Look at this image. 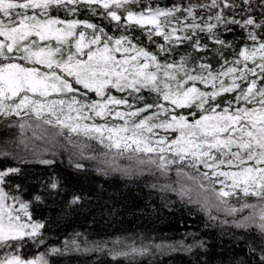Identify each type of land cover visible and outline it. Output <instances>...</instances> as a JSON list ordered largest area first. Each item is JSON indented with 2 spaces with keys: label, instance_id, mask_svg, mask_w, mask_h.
Segmentation results:
<instances>
[{
  "label": "snow or ice",
  "instance_id": "1",
  "mask_svg": "<svg viewBox=\"0 0 264 264\" xmlns=\"http://www.w3.org/2000/svg\"><path fill=\"white\" fill-rule=\"evenodd\" d=\"M61 11L72 17L81 12L99 16L121 35H109L104 26L89 20L52 15ZM81 26L91 30L87 41L85 31L77 33ZM236 27L245 41L238 53L237 40L224 38ZM137 28L149 42L161 37L164 43L157 44L155 52L147 50L132 35ZM202 34L212 47L202 43ZM185 43L205 55L169 59ZM208 52L220 61L215 70L207 62ZM113 89L127 95L118 98ZM145 89L156 94L153 103H147ZM89 92L99 99H89ZM225 94L233 98L222 106ZM12 117L20 120L10 127L32 131L31 137L20 140L25 152L36 150L35 140L51 139V126L55 136L67 131L65 139L82 158L97 157H85L89 145L74 142L73 136L96 140L107 150L103 155L111 156L104 162L115 171H133L131 166L121 168L120 158L137 167L155 166L162 174L177 165V175L211 193L215 207L223 206L229 215L250 209L233 223L244 229L254 226L264 237V0H201L164 8L153 7L150 0H0V118ZM184 165L196 175L185 172ZM20 174L18 167L0 169V247L15 250L5 253L0 264H48L43 254L28 260L16 254L26 239L36 241L43 227L31 221L30 202L6 191ZM50 187L57 188L58 181ZM191 191L182 186L180 194L191 202ZM240 194L255 197L257 203L231 205L229 198ZM9 199L14 203H6ZM207 205L205 197L202 207ZM128 247L113 250L114 258L147 251ZM260 262L264 264V249Z\"/></svg>",
  "mask_w": 264,
  "mask_h": 264
},
{
  "label": "trees",
  "instance_id": "2",
  "mask_svg": "<svg viewBox=\"0 0 264 264\" xmlns=\"http://www.w3.org/2000/svg\"><path fill=\"white\" fill-rule=\"evenodd\" d=\"M150 2L153 7L164 8L174 3H198L201 0ZM52 15L64 20H89L104 26L109 35H121L106 20L88 12H81L77 17L69 16L63 11L53 12ZM197 15H200L199 11ZM79 31H85L86 41L91 37V30L81 26L77 33ZM132 35L139 38L141 46L152 52L156 51L157 44L164 43L161 37H155V44L149 42L146 34L138 28ZM243 37L244 32L238 27L233 29V33L224 36L226 40H237V53L245 43ZM202 43H208L212 47L203 34ZM74 44L73 40V46ZM186 53H192L194 60L205 55L193 52L185 43L177 47L169 59L179 60ZM206 55L211 57L207 62L211 63L213 70L217 69L220 64L218 58L212 52ZM225 55L229 60L233 58L231 51ZM74 87L81 92L86 91L81 85L74 84ZM197 87L203 89L204 86L197 84ZM111 94L118 98L127 95L114 89ZM142 94L147 103L156 100V94L146 89L142 90ZM88 98L99 99L92 92L88 93ZM232 98V95L225 94L220 101L222 106L224 100ZM118 110L127 109L120 107ZM184 111L186 114L187 110ZM19 120V117L0 118V152L9 154L7 157L0 156V169H21V174L12 178L6 191L10 197L17 196L22 201L30 202L28 211L32 220L43 224L36 241L26 239L19 247L17 253L20 256L35 257L43 254L48 264H261L264 237L254 226L244 229L233 223L248 215L251 210L245 209L235 215L227 214L223 206L217 210L214 206L217 202H214L211 193L200 189L186 177L178 176L177 165L170 166L166 174H162L155 166L143 165L144 171L136 174L132 171L119 176L104 162L111 158L103 155L107 150L96 140L73 136L74 142L89 145L84 152L85 157H97L94 160L82 158L79 149L65 139L67 131L65 130L64 136L54 138L55 132L51 134V131L56 129L51 126L47 127H50L49 137L52 138L35 140L36 150L25 152L20 140L22 137H31V129L22 133L18 126H9ZM96 122L103 123L99 118ZM41 160L53 163L43 164ZM118 161L120 166L127 167L122 158ZM77 163L83 167L77 169ZM129 165L134 168V162L130 161ZM183 167L185 172L196 175L194 169L187 165ZM200 170L205 171L202 166ZM54 180L58 181L55 189L50 187ZM186 183H191L192 187L183 186ZM204 183L207 184V181ZM16 184L21 186L19 190L14 187ZM182 186L192 190L191 202L188 196H181ZM216 187L219 188L220 185L217 184ZM36 196L41 199L36 200ZM74 197L80 199L76 204H71ZM205 197L208 198V205L202 207ZM255 200V197H243L240 194L239 198H229V203L239 207L241 203H252ZM210 214L220 218L221 223L210 220L213 218ZM40 240L43 242L40 243ZM133 245L146 248L147 251L143 255L114 258L113 250L129 251L128 246ZM54 248L59 249V252H52ZM8 251L15 250L0 247V253Z\"/></svg>",
  "mask_w": 264,
  "mask_h": 264
},
{
  "label": "rangeland",
  "instance_id": "3",
  "mask_svg": "<svg viewBox=\"0 0 264 264\" xmlns=\"http://www.w3.org/2000/svg\"><path fill=\"white\" fill-rule=\"evenodd\" d=\"M49 129H50V127H49ZM19 131H17V133H18ZM26 132H27V130H26ZM54 132H56V131H51V134L52 133H54ZM59 138V136H54V138ZM104 148V147H103ZM105 149V148H104ZM106 150V149H105ZM109 157L111 158V156L109 155ZM123 160H124V166H125V164H127V167H129V166H131V165H129V160H127V159H124V158H122ZM86 163H90L89 161H86ZM118 164H119V166H120V163H119V161L117 162ZM121 168H125V167H122V166H120ZM132 167V166H131ZM144 171V168L142 167V166H139V167H137L135 164H134V168H133V173L134 174H136V173H139L140 171ZM114 171V173H118V175L120 174V175H123V174H126V173H123V172H120V171H115V170H113ZM128 174V173H127ZM119 175V176H120ZM180 179H182V178H180ZM182 180H186V179H182ZM189 182V181H188ZM183 186H191L192 187V185H191V183H186V184H184ZM213 198H214V202H215V197L213 196ZM6 203H8V204H13L14 202L12 201V200H7L6 201ZM252 203H257V199L254 201V202H252ZM15 207L18 209L19 208V204L17 203V204H15ZM217 210H219V208H216ZM20 215L22 216V219H24L25 220V222H27L28 221V217H24L23 216V213H20ZM210 215H212V219H210V220H212V221H215L216 223H221V219L220 218H218L217 216H215V215H213V214H210ZM31 221L32 222H35V220H32V218H31ZM8 252H13V251H8ZM5 253H7V252H5ZM5 253H0V258H2L4 255H5ZM16 254H18L17 252H16ZM40 256V255H39ZM39 256H35V257H23V256H21L22 258H24V259H26V260H28V259H33V258H36V257H39Z\"/></svg>",
  "mask_w": 264,
  "mask_h": 264
}]
</instances>
